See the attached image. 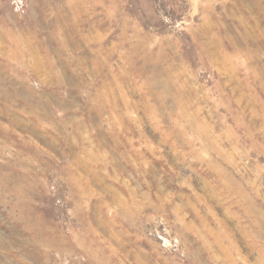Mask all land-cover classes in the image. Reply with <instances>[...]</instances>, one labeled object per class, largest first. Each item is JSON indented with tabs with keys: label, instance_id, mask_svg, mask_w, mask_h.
<instances>
[{
	"label": "rangeland",
	"instance_id": "obj_1",
	"mask_svg": "<svg viewBox=\"0 0 264 264\" xmlns=\"http://www.w3.org/2000/svg\"><path fill=\"white\" fill-rule=\"evenodd\" d=\"M0 264H264V0H0Z\"/></svg>",
	"mask_w": 264,
	"mask_h": 264
}]
</instances>
